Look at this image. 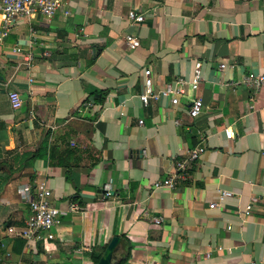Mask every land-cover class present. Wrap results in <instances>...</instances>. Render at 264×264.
I'll return each instance as SVG.
<instances>
[{
	"label": "crops",
	"instance_id": "crops-1",
	"mask_svg": "<svg viewBox=\"0 0 264 264\" xmlns=\"http://www.w3.org/2000/svg\"><path fill=\"white\" fill-rule=\"evenodd\" d=\"M69 8L68 17L19 20L0 47V264H94L115 236L130 245L126 264H264V90L244 83L264 73V0ZM128 35L140 45L130 47ZM198 61V90L178 105L143 104L146 69L159 90L191 80ZM195 99L204 104L197 118ZM54 146L79 151L70 181L67 168L50 165ZM193 149L201 154L188 180L154 189ZM42 180L62 215L54 240L27 245L8 228L24 225Z\"/></svg>",
	"mask_w": 264,
	"mask_h": 264
},
{
	"label": "built area",
	"instance_id": "built-area-1",
	"mask_svg": "<svg viewBox=\"0 0 264 264\" xmlns=\"http://www.w3.org/2000/svg\"><path fill=\"white\" fill-rule=\"evenodd\" d=\"M71 0H0V47L5 44V38L10 30L19 20H31L37 15H42L48 20H52L58 12H62L65 17L70 16L69 8ZM129 17L134 22L144 21L142 14H137L135 10L129 12ZM127 44L136 48L140 45V40L132 35L126 36ZM18 51V47L14 49ZM146 79L141 94V100L144 105L154 101H159L162 97H168L173 105L180 103L181 97H184L188 88L193 91L198 90L200 82L203 80L202 62L198 61L195 65L193 77L191 80L177 78L172 83L167 84L163 89L156 90L152 79V71L145 70ZM244 83L252 87L255 91L264 90V73H251L246 76ZM9 98L14 109L22 106V99L18 92L11 91ZM203 101L195 99L189 109V114L193 118L201 116L203 112ZM142 123V121H140ZM200 150L193 149L180 159L175 170L168 177L154 182V189H175L188 180L189 170L199 161ZM107 196L111 192L107 191ZM230 192L223 191L221 198L230 196ZM29 216L23 226L8 228V234L11 237L22 238L26 244L48 242L54 240V229L60 222L62 210L53 203V190L49 187L47 181L37 182L33 189V196L29 200ZM73 209L78 206L72 203ZM160 221L157 220V223Z\"/></svg>",
	"mask_w": 264,
	"mask_h": 264
},
{
	"label": "trees",
	"instance_id": "trees-1",
	"mask_svg": "<svg viewBox=\"0 0 264 264\" xmlns=\"http://www.w3.org/2000/svg\"><path fill=\"white\" fill-rule=\"evenodd\" d=\"M100 100H102V99H100ZM35 153H37V152H35ZM78 153H79L78 150L71 148L70 146H67L61 150L55 148V146H54L50 150V156H49L50 165L67 168L66 179L70 181L72 169L75 166H78V163L73 160V158H75V159L78 158ZM32 156H33L32 154L29 156V159L31 162L27 165L28 167L33 166V161L35 160L36 156L35 157H32ZM106 247L107 246H105L104 248H102L100 251H98L96 254L93 255L94 264L99 263ZM5 256H6V251L3 249L2 241L0 238V262L2 259L5 258ZM128 261H129V256L127 257V259L121 261L118 264H126Z\"/></svg>",
	"mask_w": 264,
	"mask_h": 264
},
{
	"label": "water",
	"instance_id": "water-1",
	"mask_svg": "<svg viewBox=\"0 0 264 264\" xmlns=\"http://www.w3.org/2000/svg\"><path fill=\"white\" fill-rule=\"evenodd\" d=\"M5 78L3 75L0 73V80L3 81ZM101 95L97 94L94 96L93 99L100 98ZM101 192V197H103V193H105V190H100ZM129 249L130 245L121 236H115L112 238L108 246L106 247L100 261L98 264H118L121 261L127 259L129 255Z\"/></svg>",
	"mask_w": 264,
	"mask_h": 264
}]
</instances>
